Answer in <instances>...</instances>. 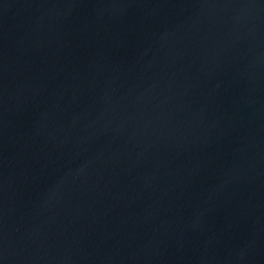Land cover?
<instances>
[{
  "label": "water",
  "instance_id": "obj_1",
  "mask_svg": "<svg viewBox=\"0 0 264 264\" xmlns=\"http://www.w3.org/2000/svg\"><path fill=\"white\" fill-rule=\"evenodd\" d=\"M0 264H264V0H0Z\"/></svg>",
  "mask_w": 264,
  "mask_h": 264
}]
</instances>
